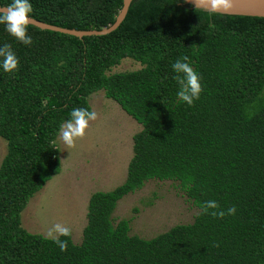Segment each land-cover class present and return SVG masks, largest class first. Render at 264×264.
Instances as JSON below:
<instances>
[{
	"label": "trees",
	"instance_id": "obj_1",
	"mask_svg": "<svg viewBox=\"0 0 264 264\" xmlns=\"http://www.w3.org/2000/svg\"><path fill=\"white\" fill-rule=\"evenodd\" d=\"M124 0H29L30 17L58 27L100 31ZM12 0H0L6 7ZM25 46L0 25L19 65L0 66V264H264V18L213 14L183 0H133L121 26L78 37L29 25ZM189 57L201 77L193 106L177 98L172 64ZM142 69L108 74L123 59ZM105 96L142 126L133 137L125 182L89 201L81 244L66 251L22 227V212L61 172L60 124ZM176 181L200 210L215 200L223 219L200 214L152 239L131 236L113 213L150 180ZM218 245V246H214Z\"/></svg>",
	"mask_w": 264,
	"mask_h": 264
},
{
	"label": "rangeland",
	"instance_id": "obj_2",
	"mask_svg": "<svg viewBox=\"0 0 264 264\" xmlns=\"http://www.w3.org/2000/svg\"><path fill=\"white\" fill-rule=\"evenodd\" d=\"M142 68L136 60L125 58L108 74ZM88 100L98 119L90 122L85 136L76 141L74 148H67L57 139L61 172L34 195L22 212V227L32 234L45 237L46 228L59 222L70 227L74 243L81 244L93 193L112 191L127 178L133 157V137L142 126L117 102L107 98L104 90L92 94ZM6 154L7 142L0 137V165ZM78 162L83 165L76 166ZM105 170L106 184H103L101 172ZM199 212L179 182L153 179L143 189L120 200L112 218L114 225L130 219V235L149 240L176 225L193 223Z\"/></svg>",
	"mask_w": 264,
	"mask_h": 264
},
{
	"label": "clouds",
	"instance_id": "obj_3",
	"mask_svg": "<svg viewBox=\"0 0 264 264\" xmlns=\"http://www.w3.org/2000/svg\"><path fill=\"white\" fill-rule=\"evenodd\" d=\"M191 2L197 10L213 14L225 15L230 14L233 10V0H191ZM32 12L33 7L29 0H12V3L0 8V25H4L5 30L25 46H30L33 43L32 38L28 35ZM18 65L19 60L11 45L4 44L0 47V66L3 70L11 73L18 69ZM172 69L176 73L173 79L179 86L178 100L188 106H193L203 90L200 83L201 77L191 66L187 56L177 59L172 64ZM97 119L98 114L95 110L75 108L71 111L70 118L60 124L58 138L67 148H74L76 141L85 136L90 122ZM235 213V206L222 210L215 200H208L200 205V214L211 215L213 218L223 219L225 215H235ZM71 231L70 227L57 222L46 228L45 238L52 240L61 251H66L68 241L61 240L60 237L71 236Z\"/></svg>",
	"mask_w": 264,
	"mask_h": 264
},
{
	"label": "water",
	"instance_id": "obj_4",
	"mask_svg": "<svg viewBox=\"0 0 264 264\" xmlns=\"http://www.w3.org/2000/svg\"><path fill=\"white\" fill-rule=\"evenodd\" d=\"M186 4L191 5L196 8L191 0H183ZM133 0H124L123 7L116 17L115 22L107 28H103L100 31L90 30V31H79L75 29H66L54 25H50L41 21H38L31 17L30 25L35 26L41 30H48L53 32H58L74 37L83 39L84 37L90 36H105L116 31L121 24L126 19L129 9L131 7ZM3 6H0L2 8ZM234 16H250V17H263L264 18V0H233V10L230 14Z\"/></svg>",
	"mask_w": 264,
	"mask_h": 264
},
{
	"label": "crops",
	"instance_id": "obj_5",
	"mask_svg": "<svg viewBox=\"0 0 264 264\" xmlns=\"http://www.w3.org/2000/svg\"><path fill=\"white\" fill-rule=\"evenodd\" d=\"M75 162H76V161H74V164H75ZM79 164L83 165L82 162H78V164H76V166L79 165ZM82 167H83V166H82ZM86 169L88 170L87 175L89 176V175L91 174V172H90L91 169H90L89 167L86 168ZM78 170H79V169H78ZM93 174H94V173H93ZM101 176L104 177V178H103V181H102L103 184H106V170L101 172ZM77 180H78V179H77ZM91 182L93 183V181H91ZM96 192H101V191H96ZM96 192H94V193H96ZM102 192H104V191H102ZM94 193H93V194H94Z\"/></svg>",
	"mask_w": 264,
	"mask_h": 264
}]
</instances>
